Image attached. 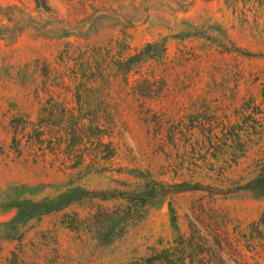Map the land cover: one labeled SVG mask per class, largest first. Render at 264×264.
I'll return each instance as SVG.
<instances>
[{"label": "rangeland", "instance_id": "rangeland-1", "mask_svg": "<svg viewBox=\"0 0 264 264\" xmlns=\"http://www.w3.org/2000/svg\"><path fill=\"white\" fill-rule=\"evenodd\" d=\"M152 5L158 10H152L148 22L124 36L114 30L115 14L85 11L79 0H0V264H140L151 247H168L177 236L204 243L186 264H264V198L248 194L169 196L110 245L96 239L92 215L100 206L115 209L121 201H85L15 221V206L23 201L55 197L68 185L125 190L119 183L137 182L128 170L158 174L166 165L165 156L155 153L153 135L126 104L117 127L119 154L74 172L71 180L67 174L73 170L62 165L70 156L66 147L57 152L59 157L48 151L45 162L37 163L27 147L18 155L14 127L38 120L41 70L46 63L55 64L67 42L106 45L120 36L134 53L165 41L169 57L178 59L168 77L172 90L151 105L153 114L168 126L197 127L196 140L203 139L204 126L213 125L218 133L230 123L246 125L251 133L257 128V134L242 135L247 150L238 148L236 155L243 157L228 168L236 178L252 176L253 161L264 156V0H152ZM90 162L88 158L86 164ZM157 179L173 182L172 174ZM209 215L223 222L227 242L221 259L212 247Z\"/></svg>", "mask_w": 264, "mask_h": 264}, {"label": "trees", "instance_id": "trees-1", "mask_svg": "<svg viewBox=\"0 0 264 264\" xmlns=\"http://www.w3.org/2000/svg\"><path fill=\"white\" fill-rule=\"evenodd\" d=\"M79 1L85 11L115 14L114 30L124 36L130 29L146 24L152 10H158L152 0ZM177 59L169 57L165 41L148 43L133 53L127 38L117 36L106 45L76 46L67 42L54 65H43V86L36 90L38 103L43 106L40 116L34 123L14 127V150L18 155L22 156L23 147H27L34 151L37 163L45 162L48 151L59 157L57 152L61 153L66 147L70 156L62 165L66 170H73L67 174L71 180L76 172L80 174L83 169L110 161L119 154L117 127L126 111L121 106L126 104L153 135L155 153L165 156L166 165L158 174L128 170L127 174L137 182L119 183L125 190L90 191L68 183L55 197L23 201L15 206L18 210L16 222L24 217L60 212L85 201H121L123 203L115 209L100 206L92 215V232L96 239L103 245H110L125 237L146 217L150 208L164 204L172 195L203 192L212 198L241 194L264 198V156L253 161L255 169L248 178H236L228 171L231 163L239 165L243 157L236 155L238 148L247 150L248 144L242 135L257 134V128L251 133L246 125L230 123L222 125L218 133L213 125L208 129L204 126L201 128L203 139L196 140L197 127L168 126L153 114L151 105L160 102L172 90L168 77ZM244 111L246 114L248 108ZM88 158L91 162L86 164ZM169 174L173 182L157 179ZM176 179L179 181L175 182ZM200 179L213 183L205 184ZM209 216L213 221L212 247L215 257L221 259L227 242L223 222L220 224L217 216ZM176 221L174 216V228L179 235ZM203 246L201 239L192 237L183 242L177 236L168 247H151L140 264H186V260Z\"/></svg>", "mask_w": 264, "mask_h": 264}]
</instances>
